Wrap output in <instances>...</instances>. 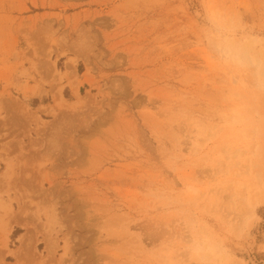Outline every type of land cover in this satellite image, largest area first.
I'll return each instance as SVG.
<instances>
[{"label":"rangeland","instance_id":"374dc122","mask_svg":"<svg viewBox=\"0 0 264 264\" xmlns=\"http://www.w3.org/2000/svg\"><path fill=\"white\" fill-rule=\"evenodd\" d=\"M22 1L0 9V264H264V0Z\"/></svg>","mask_w":264,"mask_h":264},{"label":"clouds","instance_id":"9594fccd","mask_svg":"<svg viewBox=\"0 0 264 264\" xmlns=\"http://www.w3.org/2000/svg\"><path fill=\"white\" fill-rule=\"evenodd\" d=\"M209 24L214 31L211 33L216 41V47L220 54L229 62L243 65L248 59V53L244 46L237 45L231 35V29L227 26L226 21L217 13L209 15ZM197 251L210 252L211 243L209 240L198 241L196 244Z\"/></svg>","mask_w":264,"mask_h":264},{"label":"crops","instance_id":"0c3cea01","mask_svg":"<svg viewBox=\"0 0 264 264\" xmlns=\"http://www.w3.org/2000/svg\"><path fill=\"white\" fill-rule=\"evenodd\" d=\"M22 0H4L2 2H0V9L2 11V9L4 10V12H7V14H9L10 16L13 15V12H17L19 10V7L21 6L22 4ZM32 6V4L30 3L29 6H27L26 4V7L27 9L30 11V7ZM13 17V16H12Z\"/></svg>","mask_w":264,"mask_h":264},{"label":"bare ground","instance_id":"6f19581e","mask_svg":"<svg viewBox=\"0 0 264 264\" xmlns=\"http://www.w3.org/2000/svg\"><path fill=\"white\" fill-rule=\"evenodd\" d=\"M194 247V246H193ZM196 249V248H195ZM203 252V251H202ZM199 253H200V251H199ZM200 255H201V253H200ZM203 256H206V254L205 255H203Z\"/></svg>","mask_w":264,"mask_h":264}]
</instances>
